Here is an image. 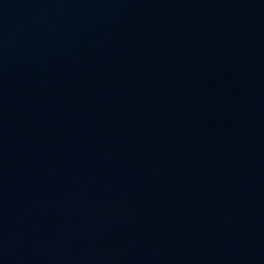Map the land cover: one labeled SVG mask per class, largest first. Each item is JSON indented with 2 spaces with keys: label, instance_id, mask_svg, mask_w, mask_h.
<instances>
[{
  "label": "water",
  "instance_id": "obj_1",
  "mask_svg": "<svg viewBox=\"0 0 264 264\" xmlns=\"http://www.w3.org/2000/svg\"><path fill=\"white\" fill-rule=\"evenodd\" d=\"M0 264H264V0H0Z\"/></svg>",
  "mask_w": 264,
  "mask_h": 264
}]
</instances>
